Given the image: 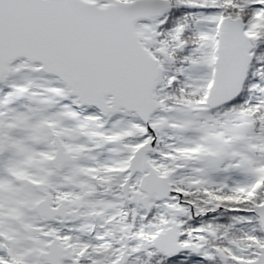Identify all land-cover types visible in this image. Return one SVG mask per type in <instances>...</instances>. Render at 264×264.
Wrapping results in <instances>:
<instances>
[{
  "label": "snow or ice",
  "instance_id": "obj_1",
  "mask_svg": "<svg viewBox=\"0 0 264 264\" xmlns=\"http://www.w3.org/2000/svg\"><path fill=\"white\" fill-rule=\"evenodd\" d=\"M0 264H264V0H0Z\"/></svg>",
  "mask_w": 264,
  "mask_h": 264
}]
</instances>
